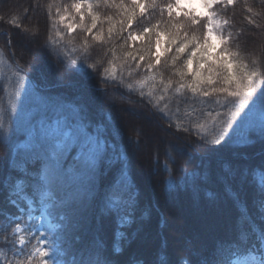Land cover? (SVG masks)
Wrapping results in <instances>:
<instances>
[{"label":"snow or ice","instance_id":"1","mask_svg":"<svg viewBox=\"0 0 264 264\" xmlns=\"http://www.w3.org/2000/svg\"><path fill=\"white\" fill-rule=\"evenodd\" d=\"M260 2L264 5V0ZM235 3L236 0H210L206 4L210 12L201 34L189 31L199 23L194 16L188 13L174 15L173 9L179 7V0H95L94 3L91 0H74L70 8L79 16V27L85 33H92L97 28V21H100L101 30L91 39L106 42H110L114 35L122 36L132 26L138 9L140 16L159 9L160 19L145 27L140 35L155 31L157 47L161 33L168 37L166 51H173L174 54L166 60L170 67L175 68L172 75L178 77L176 94L187 90L195 98L221 93L232 106L218 131L211 133L210 140H207L208 133H202L201 138L213 146L209 152H216L218 149L215 146L224 148L232 143L245 148L259 145L258 165L237 161L222 173L231 207L239 215L234 218L229 216V210L214 200L213 216L205 218L194 239L186 242L188 258H172L166 244L153 251L144 219L137 216L139 197L132 181L130 162L125 154L117 151L109 126L94 123L84 102L65 105L59 99L41 94L38 84L31 89L32 78L29 77V88H25L21 95L17 87L12 96L11 110L22 118V130L26 137L20 146L23 150L14 154L9 151L0 158V223L3 224L0 228V264H264V72L260 70L264 60V31L260 33L259 54L253 56L250 67L241 52L230 47L232 34L225 35L222 30L230 21L219 20L214 10L218 4L227 7ZM101 6L114 9V16L104 18L109 25L106 38L102 36L104 20L95 11ZM63 11L64 15L59 9L57 11L61 21L69 14V8L65 7ZM245 11L264 19V7L259 12H253L252 7L246 4ZM85 14L90 17V24L84 23ZM246 19L256 28H264L257 21ZM114 25H119V32H114ZM15 26L20 27L19 24ZM72 30L73 25L69 24V35ZM212 35L223 45L221 52L224 56L218 64L209 65L206 78H197L194 74L190 81L186 80L188 73L185 69L192 58L198 53L201 59L208 55ZM136 39V34L129 31L120 47L130 48L128 42ZM11 46L9 37L4 52H0V61ZM151 47L149 41L146 46L135 50L140 53L139 60L145 61L149 73L153 72L155 64L160 63L158 56L153 63ZM88 48L85 38L82 42L84 57L88 55ZM186 49L188 57L177 67V61ZM14 55L9 59H13ZM112 55L115 59V50ZM129 59L135 60L136 54L132 51L123 53L124 62ZM75 63L76 60L69 57L68 63L62 66L68 68ZM112 63L109 61V65ZM88 67L95 70L93 64H88ZM136 67L139 68L140 64L137 63ZM75 71L87 77L82 68ZM105 71L111 74L112 70L107 68ZM112 78H115L114 75ZM148 79L155 80V76ZM160 82L164 84L165 92L172 87L171 80L164 83L161 79ZM146 83L147 80L137 82L141 88ZM128 87L131 91L132 86ZM30 98L38 107L26 112ZM15 100L20 101L18 108ZM217 103L220 101L217 100ZM213 123L216 124L215 121ZM198 127L204 128V125ZM181 130L177 126V131ZM117 162L118 168L114 167ZM169 165H174V161L166 154L163 171L171 177L174 168ZM165 184L172 187L170 181ZM189 187L198 194L197 168L183 174L175 184V192H187ZM250 206L255 209L254 213L250 212ZM37 214L41 218L59 214V219L66 222L57 225L59 231L56 238L49 241L51 253L41 246V241L35 236L39 227L30 221H34ZM226 216H229L227 223L224 222ZM107 221H114L117 226V240L111 247L102 236ZM69 226L76 233L73 238L68 236ZM121 228L134 229L131 238L124 236ZM33 239H37L36 244L32 243ZM136 241H139L145 256H151V259L141 262L135 252L125 254V245L131 248ZM235 253H243V258L232 261L230 256ZM50 254L53 259H46ZM56 256L64 258L55 259ZM69 256L71 259H67Z\"/></svg>","mask_w":264,"mask_h":264},{"label":"trees","instance_id":"2","mask_svg":"<svg viewBox=\"0 0 264 264\" xmlns=\"http://www.w3.org/2000/svg\"><path fill=\"white\" fill-rule=\"evenodd\" d=\"M73 2L74 0H0V52H4L9 37L12 42V46L7 48L3 60L0 61V158L9 151L14 154L17 150H23L20 146L26 137L22 130V118L11 110L12 96L17 87L21 95L25 88H29V77L32 78L31 89L38 84L44 96L59 99L65 105L86 103L92 121L109 126L117 151L125 154L130 162L132 181L139 197L137 216L144 219L153 251L166 244L172 258L176 260L188 258L185 251L186 242L194 239L195 232L205 218L213 216L214 200L229 210V216L234 218L235 215H239L231 207L222 173L237 161H244L246 165L251 166L258 165L259 145L245 148L232 143L224 148L215 146L218 150L214 153L209 152L213 146L207 140L212 138L211 133L218 131V127L227 119L229 108L232 106L221 93L195 98L187 90L180 95L176 94L178 77L172 75L175 68L170 67L166 60L174 54L173 51H166L168 37L163 33L159 36L163 46L162 54L158 56L155 51L156 32L140 35L145 27L160 19L159 9L146 16H140L138 9L137 18L122 36L114 35L110 42L92 41L91 36L101 30V23L97 21V28L90 34L82 31L79 27V16L72 13L70 8ZM91 2L94 3L95 0ZM246 4L252 7L253 12H259L261 7H264L260 0H236L232 6L218 4L214 10L218 18L230 21L224 27L225 35L229 32L232 34L230 47L240 51L245 57V62L252 67L253 56L259 54L262 39L260 33L264 28L248 24L246 18H251L261 25H264V19L245 11ZM65 7L69 8V14L61 21L57 11L59 9L60 14L64 15ZM95 11L101 20L110 15L114 16V9L111 8L101 6ZM195 18L199 23L189 31L201 34L206 19ZM84 23H91L90 17L86 14ZM16 24L20 27L17 28ZM69 24L73 25L70 35ZM108 27L107 21L104 20L102 25L104 38L107 36ZM129 31L136 34L137 39L128 42L130 48L122 49L120 44L124 43ZM114 32H119V25H114ZM85 38L89 44L87 57H84L82 50ZM149 41L152 43L153 63L155 64L157 56L160 58V63L155 64L152 73L147 72L145 61L139 60L140 53L135 52L141 46H146ZM209 44L208 55L204 59H201L200 53L192 58L185 69L188 73L186 80L190 81L194 74L197 78H206L209 65L218 64L224 56L221 52L222 44L219 47H215L210 41ZM113 50L116 53L115 59L112 55ZM128 51L134 52L136 59L124 62L123 53ZM13 54L14 58L9 59ZM69 57L75 59L76 63L66 68L62 64H67ZM187 57L186 49L176 66H181ZM109 61L113 62L112 65H109ZM137 63L140 64L139 68L136 67ZM88 64L95 65V70L89 68ZM77 68H82L87 77L76 72ZM107 68H111V74L106 73ZM260 70L264 72V60L261 61ZM150 76H155V80L148 79ZM161 79L164 83L172 81V87L167 92L164 91ZM140 80H147L142 88L137 84ZM129 85L132 86L131 91ZM217 100L220 103H217ZM15 105L18 108L20 101L15 100ZM37 107L35 100L30 98L26 104V112ZM198 125H204V128ZM177 126L182 130L177 131ZM202 133L209 134L207 140L201 138ZM166 154L174 161V165H169L174 168L171 177L163 171ZM114 167L118 168L119 163L117 162ZM193 168L198 169V194L194 193L191 187L187 192L181 191L177 194L175 184L185 172H191ZM166 181H170L172 187H167ZM249 210L255 212L251 206ZM229 216L225 217V223ZM30 222L36 225L38 222H44L50 226L49 231L41 236L46 239L44 244L51 253L49 241L56 238L59 231L57 225L66 222L59 219V214L43 218L37 214L35 220ZM2 227L3 224L0 223V228ZM116 231L115 222L107 221L102 236L109 247L117 240ZM120 231L124 236L131 238L134 229L121 228ZM75 235L69 226L68 236L73 238ZM35 236L41 239L37 232ZM37 239H33L32 243L36 244ZM125 247L126 255L135 252L141 262L152 258L145 256L139 247V241L134 242L131 248L127 245ZM242 258L243 253L230 256L232 261ZM46 259L51 260L53 257L50 254Z\"/></svg>","mask_w":264,"mask_h":264},{"label":"rangeland","instance_id":"3","mask_svg":"<svg viewBox=\"0 0 264 264\" xmlns=\"http://www.w3.org/2000/svg\"><path fill=\"white\" fill-rule=\"evenodd\" d=\"M210 0H179V7L174 8L173 12L176 14H184L188 13L198 18H204L206 19L209 15L210 9L206 7V4L209 3ZM218 18V17H217ZM219 20L223 21L222 19L218 18ZM226 26V25H225ZM224 26V27H225ZM223 27V32H224ZM211 43L215 45V47H219L220 40L215 36L212 35L209 40ZM162 42L160 41L159 46L155 48L156 55L160 56L162 54ZM39 231L37 232L40 235V241L43 244L42 246L47 249V246L44 244L46 239L41 236V234L49 231L50 226L46 223L38 222Z\"/></svg>","mask_w":264,"mask_h":264}]
</instances>
